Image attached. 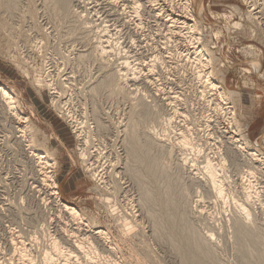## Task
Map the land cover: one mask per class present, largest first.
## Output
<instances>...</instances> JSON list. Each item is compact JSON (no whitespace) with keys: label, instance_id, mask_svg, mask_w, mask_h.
I'll list each match as a JSON object with an SVG mask.
<instances>
[{"label":"rangeland","instance_id":"rangeland-1","mask_svg":"<svg viewBox=\"0 0 264 264\" xmlns=\"http://www.w3.org/2000/svg\"><path fill=\"white\" fill-rule=\"evenodd\" d=\"M62 1L67 8L60 7ZM111 1L0 0V83L12 89L20 116L28 118L35 148L49 146L56 152L50 156L55 164L43 170L54 176L50 182L59 191L58 203L75 206L85 224L96 223L105 232L106 244L110 241L108 246L119 249L100 250L91 236L92 243L82 246L88 250L93 244L100 256L92 253L90 260L74 251L66 233L81 225L67 215L58 217L56 202L40 184V166L27 146L29 135L18 131V120L3 104L0 264H23L12 240L24 243L30 264H43V252L51 251L53 238L78 253V261L70 259V264H183L184 256L200 255L207 264H264V162L258 164L248 154L258 149L264 155V0H189L195 29L190 33L180 24L187 20L183 0H136L137 9L135 0ZM102 29V39L110 43L101 44L113 47L103 57L110 64L106 69L116 66L126 74L127 67L118 63L131 60L127 77L135 76L121 82L122 95L101 86L92 90L105 78L103 64L92 50ZM201 47V57L211 60L204 71H212L216 84L228 94L226 105L218 107L214 89L209 91L202 77L196 79L202 68L196 63ZM35 77L52 89L44 83L37 87ZM55 100L59 107L53 105ZM135 112V117L147 116L137 128L136 144L143 146L147 140L149 149L137 148L132 159L124 130ZM170 116L172 122L166 124ZM146 126L153 127L154 134ZM179 132H187L195 145L179 149ZM229 135L250 147L236 156L229 153L228 159ZM205 155L213 162L227 158L221 173L227 193L223 200L204 183ZM146 160L154 162L153 180L143 170ZM252 184L256 198L246 199L247 204L243 190ZM144 185L157 201L145 202ZM234 199L247 208L249 218L239 214ZM60 228L66 229L64 234ZM78 229L73 239L82 237ZM206 233L212 234L208 244L202 240ZM185 239L190 244L186 253L179 248ZM54 258L51 264L64 263L62 255Z\"/></svg>","mask_w":264,"mask_h":264},{"label":"bare ground","instance_id":"bare-ground-1","mask_svg":"<svg viewBox=\"0 0 264 264\" xmlns=\"http://www.w3.org/2000/svg\"><path fill=\"white\" fill-rule=\"evenodd\" d=\"M92 1V0H91ZM105 1V0H104ZM111 1V0H110ZM127 1V0H126ZM96 2V1H95ZM112 2V1H111ZM110 2V3H111ZM114 2V1H113ZM129 2H130V0H129ZM133 2V1H132ZM152 2V1H151ZM177 2V1H176ZM109 3V2H108ZM139 2L138 1H134L133 2V4L134 5H136V6H134L135 8L136 7H138V5H140V4H138ZM170 3H171V1H170ZM113 4V3H112ZM120 4V3H119ZM123 5H124V3H122ZM151 4V3H150ZM183 5H181V7L183 6V12H184V15H186L187 16V20H182V22L180 23V20H178L179 22L178 23H180L181 24V26L182 27H184V29H191L193 32L195 31V29H194V23L192 22V19H193V14H191V7H190V5H189V0H183V3H182ZM117 5V4H116ZM116 5H114V6H116ZM126 5V4H125ZM128 5H130V4H128ZM153 5V4H152ZM151 5V6H152ZM84 6V5H83ZM60 7H63L64 9L65 8H67V6H66V3L64 2V1H62L61 3H60ZM133 7V8H134ZM170 7V6H169ZM172 7V6H171ZM201 4L199 5V10L198 11H200V9H201ZM130 8H131V6H130ZM134 8V9H135ZM125 9H126V6H125ZM132 9V8H131ZM133 9V10H134ZM137 9V8H136ZM135 9V10H136ZM157 9V8H156ZM181 9V8H180ZM123 10V9H122ZM161 10V9H160ZM169 11V10H168ZM180 11V10H179ZM138 12V11H137ZM161 12V11H160ZM122 13V12H121ZM134 13V12H133ZM170 13V12H169ZM138 14V13H137ZM134 15V14H133ZM139 15V17H140V14H138ZM175 15V14H174ZM159 16V15H158ZM166 17V16H165ZM184 18V17H183ZM180 19V18H179ZM139 20V19H138ZM174 21V20H173ZM192 22V23H189V22ZM171 22H172V20H171ZM235 25H237V23H235ZM161 27V26H160ZM166 27V26H165ZM169 26H167L166 28H168ZM106 29V28H105ZM177 29V28H176ZM100 30V29H99ZM191 30H189V33L191 32ZM102 32H103V34L102 33H100V35H99V39H100V41L98 42V44L97 45H95L94 47H93V54L95 55V57H97L98 58V60H100L101 62H102V64H103V69L105 70V78H104V80H102L100 83H98V85L97 86H95L92 90H96L95 88L97 87L98 88V86L100 87H103V88H108V89H110V91H111V93L113 94V93H115V94H121L122 93V91H124L125 89H124V87H122L121 86V82H123V81H126V80H130V79H132V78H134V76L133 77H131V78H128L127 77V70H130V64H131V60H128V59H126V60H123V61H121L120 63H118L119 65L118 66H121V67H127L126 68V74L124 73H121L120 72V69L118 70V68H117V70H116V66L114 67V69L115 70H109V69H106V67H108V64H107V62L104 60V55H109V54H111V52H112V50H113V47L111 46V45H102L101 43H104V42H106V43H110L109 42V39H105V40H103L102 38H103V36L104 35H106V30H105V32H104V30L102 29L101 30ZM168 33V32H167ZM169 34V33H168ZM174 34V33H173ZM171 35V34H170ZM178 35V34H177ZM188 37V36H187ZM164 38V37H163ZM102 39V40H101ZM167 42V41H166ZM164 45V44H163ZM167 46H168V44H167ZM107 47H109V49H107ZM149 47V46H148ZM163 49V48H162ZM127 50V49H126ZM194 51H196L197 49H193ZM167 53V52H166ZM198 55L196 56L197 57V62L196 63H198L199 64V66H201L202 68H204L203 70H201L202 68H200L199 70H201V71H203V72H201V71H199L198 69V71H197V73H196V79H198V78H200V77H202L203 79H204V84H205V86L209 89V91L210 90H212V89H214V91L217 93V96H216V98L219 100V104L218 103H216V105L218 104V107L219 106H221V104L222 105H226L227 103L226 102H224L223 100H226V98H227V95L225 94V92L221 89L222 87H220L219 85H217L216 84V79L214 80V75H212V71H204L205 69L206 70H208V67H207V64H206V62H209V61H211V60H208V58L210 59V56L207 58V59H203L201 56L203 55V54H205V48L203 49V47H201V48H199L198 50H197V52H196ZM192 55V54H191ZM200 55V56H199ZM120 56V55H119ZM169 56V55H168ZM106 57V56H105ZM160 57V56H159ZM153 58H155V57H153ZM113 59V58H112ZM161 59V58H160ZM164 60V59H163ZM157 61H159V60H157ZM160 63H161V61H160ZM163 63V62H162ZM134 64V63H133ZM142 64V63H141ZM110 65V64H109ZM135 66V65H134ZM140 66V65H139ZM146 66V65H145ZM132 67H133V65H132ZM161 68V67H160ZM197 68V67H196ZM112 69H113V67H112ZM135 69H136V67H135ZM135 71V70H134ZM27 72V71H26ZM131 72V71H130ZM139 72V71H138ZM150 72H152V71H150L149 70V73ZM133 73V72H132ZM130 75V74H129ZM202 81V80H201ZM146 82V81H145ZM34 83L36 84V86L37 87H41L42 86V83H44L45 84V86L44 87H48V86H50V84L49 83H47V82H42V79H40V77H39V79L37 78V77H35V80H34ZM199 83V82H198ZM197 84V83H196ZM201 84V83H200ZM149 85V84H148ZM150 85H151V83H150ZM202 85V84H201ZM200 86V85H199ZM202 86H204V85H202ZM204 86V87H205ZM205 87V88H206ZM128 88V87H127ZM205 88H203V90L205 89ZM50 89H52V87L50 86ZM132 92V91H131ZM230 94H234L235 92H232V91H228ZM124 93H125V91H124ZM128 93V92H127ZM130 93V92H129ZM53 94V93H52ZM137 94V93H136ZM122 95V94H121ZM56 96V95H55ZM233 97V96H232ZM54 98L55 97H53L52 98V100H54ZM127 98V97H126ZM132 99V98H131ZM161 99V98H160ZM183 100V99H182ZM134 101V100H133ZM168 101V100H167ZM136 102V101H135ZM139 102V101H138ZM218 102V101H217ZM227 102H228V99H227ZM0 106H3V104L5 105V107H6V109H8V111H9V113L10 114H12V116L14 115V117L18 120V125H20L21 127H19V132L22 134V135H29V138H28V140H27V146H28V148L30 149V153H31V155H32V157H33V161H35L36 163H38L37 165L38 166H40V173H39V175L42 177V178H40L41 179V185L43 186V188H45V189H47L46 191H48V195L50 196V197H52L53 199H54V203L57 205V207H58V217H61L62 215L61 214H64V215H67V217L68 218H66V219H69L71 222H74L75 221V223L74 224H79L80 223V225L81 226H79V227H81V229L79 228H76V229H78V231H81V235H82V237H78L77 239H73V238H75L74 236L75 235H77V233L76 234H74L73 235V233H75L77 230L75 229V232H73V233H71V232H68V233H66V235L68 234V236L66 237V241L68 240L69 241V243L72 245V247H73V249H74V251H77L79 254H83V256L84 257H88L90 254L92 255V253H95V255L96 254H98L99 253V256L101 255L100 254V252H98L97 250H98V248H96V246H94L93 244L92 245H89L88 243H92V240H94L95 239V241L97 242V245H99V246H101L100 247V250L102 249V248H104V250L105 249H107L106 251H108L109 250V252H112V249L114 248H112V246L111 245H113V244H111L110 246H108V243L110 242V241H107V244H106V236H105V232H104V230L102 229H99V227H97V225H96V223H95V225H96V227H94L92 224H85V222H83V218L81 217L82 215L80 214V212H79V210L75 207V206H70L69 204H64V203H58V193H59V191H56V184H55V182L54 183H51L50 181H53L54 179H53V175L51 174H48L49 172H51V171H49V172H47L46 170H43V168H45V166L44 165H49V164H51V165H54L55 164V159L54 160H52V158H50V156H52V155H55L56 154V152H55V150L53 151V149H50L49 148V146H42V148L43 149H41V150H38V149H36L35 148V144H34V140H33V137H32V134H30L29 133V131H30V129H32V126H29V124H28V121H27V119L25 118V117H22V116H20V110H19V106H18V101L15 99V97H13V95H12V89H9V88H7L5 85H3V84H1L0 83ZM141 103V102H140ZM53 105L56 107V106H58V105H56V100L53 102ZM141 105V104H140ZM139 105V106H140ZM216 105H215V107H216ZM59 107V106H58ZM152 107V106H151ZM4 108V107H3ZM217 108V107H216ZM5 110V109H4ZM4 110H2L3 112H4ZM154 111H155V109H153ZM175 110V109H174ZM218 110V109H217ZM5 111H7V110H5ZM142 112H143V110H142ZM144 112H146L145 110H144ZM219 112V111H218ZM139 113V112H138ZM137 113V114H138ZM147 113V112H146ZM4 114V113H3ZM135 114V115H134ZM133 115H131V117H135L136 116V112L134 113ZM142 115H143V113H141ZM150 114V115H149ZM147 113V115L148 116H151V113ZM159 114V113H158ZM139 115V114H138ZM175 115V114H174ZM220 115V114H219ZM6 116V115H5ZM8 116V115H7ZM11 116V115H10ZM11 116V117H12ZM145 117H147L146 116V114L144 115ZM144 116H140V118H139V116L138 117H135V118H133L131 121H130V123H128V126H127V129H125L124 131H127V137H128V141L124 138V140H126V141H124V143H125V145L127 144V143H130L131 142V146H130V149L131 150H129L128 151V154L131 156V158H132V156L133 155H135V153H134V151L138 148V152H139V148L140 149H142V150H145V151H147L148 149H149V142L146 140L144 143H143V146H139V145H137L136 144V134H137V128L139 127V125L140 124H142V122H145L144 121ZM131 117H128V118H131ZM14 118V119H15ZM149 118V117H148ZM147 118V119H148ZM174 118V117H173ZM15 119V120H16ZM134 119H138L137 121L136 120H134ZM146 119V118H145ZM146 119V120H147ZM150 119V118H149ZM167 119V123L166 124H168V123H170V121L172 120L171 119V116H170V118H166ZM171 119V120H170ZM19 120L21 121L20 123H19ZM73 120V119H72ZM165 120V119H164ZM75 121V120H74ZM136 121V122H135ZM76 122V121H75ZM127 122H129V120L127 121ZM165 122H166V120H165ZM172 122V121H171ZM17 125V126H18ZM79 125V124H78ZM171 126H173L172 124H171ZM177 126V125H176ZM125 127H126V125H125ZM147 127V126H146ZM229 127V126H228ZM169 128H171V127H169ZM124 129V128H123ZM147 129H151V133L152 134H154V130H153V127H147ZM172 129V128H171ZM174 129V128H173ZM191 129V128H190ZM188 130V129H187ZM17 131V132H18ZM80 131V130H79ZM185 131V130H184ZM31 132H32V130H31ZM35 132H37L36 131V129H35V131H34V133ZM231 132H232V130H231ZM33 133V132H32ZM38 133V132H37ZM180 133V136L178 137V140L175 142L176 143V145H177V147L179 148V149H183V148H185V147H187V146H189V147H193L194 145H195V143H193L192 142V140H191V138L190 137H188V133L187 132H179ZM188 135H187V134ZM34 135V134H33ZM36 135V134H35ZM82 135V134H81ZM46 136V135H45ZM57 136V135H56ZM125 137V136H124ZM228 138H226V139H228L226 142H227V146H229L228 148H227V150L225 151V148H224V151H225V153H226V155L225 156H227L228 157V159L230 158L229 157V153L231 154L230 156H232V155H234V156H236V153L237 154H239L240 152H244L243 151V149L245 150L246 149V147H250L248 144V142H247V144L245 143V142H240V139H234V135H229V136H227ZM78 138H79V136H78ZM83 138V137H82ZM224 138V139H225ZM45 139V138H44ZM225 139V140H226ZM83 142H86L87 141V138L85 137V138H83ZM264 140V139H263ZM26 141V140H25ZM225 142V143H226ZM47 143V142H46ZM173 144V143H172ZM43 145H44V143H43ZM47 145V144H46ZM176 145L175 144H173L172 146H175L176 147ZM18 146H19V144H18ZM27 146H26V148H27ZM128 145H126V147H127ZM224 147H226V146H224ZM129 148V147H128ZM84 149V148H83ZM82 149V151L79 153L80 155H81V158L83 159H85L87 156H86V152H85V150H83ZM151 149V148H150ZM248 149V148H247ZM251 149H254V148H249L248 150H251ZM81 150V149H80ZM52 151V152H51ZM258 151V149H254L252 152L250 151L248 154L249 155H251V156H253L251 159H252V161L254 160L256 163H258V164H262L263 162H264V155H259L260 154V152H257ZM49 153H51V155L49 154ZM53 153H55V154H53ZM234 153V154H233ZM207 154V153H206ZM262 154V153H261ZM95 155H96V153H95ZM216 155H217V153H216ZM29 156V155H28ZM56 156V155H55ZM129 156V157H130ZM221 156V155H220ZM239 156V155H238ZM29 157H31V156H29ZM31 157V158H32ZM128 157V155H127V158L128 159H130ZM204 157V160H203V165H201V168H202V172H204L203 173V180H204V183L207 185V186H209L210 188L209 189H211L212 190V192L214 193V197L216 196V197H218L220 200H223L224 198V194H227V193H225V187H224V185H223V179H222V177H223V175L221 174V173H223V171L222 170H224L223 169V167H224V165H225V163H226V157H220V159H218L217 157V159L219 160V162L217 161V162H213V159H211L210 157H209V155L207 156V155H205V156H203ZM219 157V156H218ZM84 159H83V161H84ZM133 159V158H132ZM234 159H237V158H234ZM239 159V158H238ZM187 159H185L184 158V160L182 161V162H184V164H185V161H186ZM215 160V159H214ZM52 162V163H50V162ZM188 161V160H187ZM234 162V161H233ZM87 163V162H86ZM89 163V162H88ZM235 163V162H234ZM264 164V163H263ZM50 165V166H51ZM86 165V164H85ZM230 165V164H229ZM41 166H42V168H41ZM112 166V165H111ZM88 167V166H87ZM91 167V166H90ZM113 167V166H112ZM184 167V166H183ZM260 167V166H259ZM51 168H52V166H51ZM37 169V168H36ZM263 169V168H262ZM89 170H90V168H89ZM91 170H93L92 169V167H91ZM90 170V171H91ZM143 170H144V172L145 173H147L148 175H150L151 176V179L153 180V172L155 171V165H154V162L152 161V160H146L144 163H143ZM37 171V170H36ZM250 171V170H249ZM39 172V171H38ZM251 172V171H250ZM252 173V172H251ZM264 173V172H263ZM32 174V173H31ZM38 174V173H37ZM122 174V173H121ZM224 174V173H223ZM250 174V173H249ZM93 175V177H94V172L93 173H91V176ZM100 175V174H99ZM195 175V174H194ZM192 176V175H191ZM96 177V176H95ZM194 177V176H193ZM201 179V178H200ZM226 179V178H225ZM250 180V179H249ZM245 182V181H244ZM247 182H250V181H248V179H247ZM242 183V182H241ZM252 182H250V184H251ZM226 184V183H225ZM142 185V184H141ZM241 185V184H240ZM246 185V184H245ZM253 185L254 184H252V185H248L247 187H245V189L243 190V195H244V197L243 198H245V201H249V200H251V198L254 196V198H256L255 197V190L256 189H254V191H252L251 190V186L253 187ZM117 187V186H116ZM116 187H115V189H116ZM119 187V186H118ZM242 187V186H241ZM240 187V188H241ZM141 188H142V190H143V198H144V200H145V202L147 201V202H151V203H154V200L155 201H157L155 198H158V197H155V196H153L151 193H150V191L148 190V188H146L145 187V185L144 186H141ZM254 188H256V187H254ZM118 189V188H117ZM120 189V188H119ZM242 191V190H241ZM170 193V192H169ZM241 194H242V192H241ZM53 195H56V196H54L53 197ZM256 196H257V194H256ZM47 198H49V197H47ZM225 198H226V196H225ZM231 198V197H230ZM253 198V199H254ZM52 199V200H53ZM160 199V198H159ZM247 199V200H246ZM51 200V201H52ZM233 200V199H232ZM236 199H234V202H235V205H236V208L238 209L237 211H239L240 213L239 214H243L242 216H244L243 218H249V216H250V213H249V211L247 210V208L245 207V206H243V203H238V201L236 202L235 201ZM255 200V199H254ZM200 201V200H199ZM243 201V200H242ZM245 201H243V202H245ZM248 201H247V204H248ZM253 200H251V202H252ZM48 202V201H47ZM201 202H202V200H201ZM250 202V203H251ZM159 204H161V203H159ZM233 204V207L235 206L234 205V203H232ZM250 205V204H249ZM251 208V207H250ZM197 210V209H196ZM236 210V209H235ZM236 211V212H237ZM202 212V211H201ZM200 212V213H201ZM238 213V212H237ZM197 215H198V213H197ZM57 217V218H58ZM122 217V216H121ZM62 218H64V217H62ZM125 218V217H124ZM126 219V218H125ZM124 219V221H126ZM237 219V218H236ZM86 220V219H85ZM246 220V219H245ZM172 221H174V220H172ZM128 222V221H127ZM244 222H246V221H244ZM244 222H242V223H244ZM49 223V222H48ZM87 223V222H86ZM93 223V222H92ZM126 223V222H125ZM131 223V222H130ZM240 223V222H239ZM238 223V224H239ZM127 224V223H126ZM72 225V224H71ZM233 225H234V223H233ZM246 225V224H245ZM76 227H77V225H75ZM130 227H132L131 225H130ZM66 228V227H65ZM125 228V227H124ZM61 229V228H60ZM56 230V229H55ZM58 230V229H57ZM62 230V233H63V231H65L66 229H61ZM129 230V229H128ZM60 231V230H59ZM131 230H129V232H130ZM61 232V231H60ZM71 233V234H70ZM107 233V232H106ZM64 234V233H63ZM129 234V233H128ZM175 234V233H174ZM80 235V234H79ZM80 235V236H81ZM211 235L212 234H208V233H206L205 234V237L203 236V241L205 242V243H209V240L211 239L210 237H211ZM91 236L94 238V239H91ZM174 237V236H173ZM11 238V237H10ZM51 238H53L52 236H51ZM91 239V240H90ZM51 240V239H50ZM49 240V241H50ZM9 241H10V239H9ZM12 241H14V240H12ZM10 242L11 243V245H12V248L15 250L14 252L16 253V256L18 257V259H19V261L20 262H22L23 264H30V262L32 261V259L30 260L29 258H28V253H27V251H26V249H24V243H23V245L22 244H20V242ZM31 241V240H30ZM34 241V240H33ZM90 241V242H89ZM95 241H93V243H95ZM65 242V241H64ZM82 242L83 243H85V242H88L87 244H88V246H89V248L91 249H88L87 250V248H85V247H83L82 246ZM177 242H179V241H177ZM61 243V242H60ZM68 243V242H67ZM67 243H65V244H67ZM181 243V242H180ZM49 244H50V247H48L51 251H46L45 253L43 252V257H42V263L43 264H51L52 263V261L54 260V259H56V258H54V256H61L62 255V257H63V260H64V263L63 264H70V262H69V260L71 259H76V256L78 255V253L76 254V252H73L72 251V249H71V247L69 246V247H67V246H65L64 245V247H63V245L61 244H59V242H57V239L55 240L54 238L52 239V241L51 242H49ZM87 244L85 245V246H87ZM182 247H179L180 249L182 248V251L183 252H187V250L189 249V247H190V244H189V241L187 240V239H185V240H183L182 241ZM48 246V245H47ZM92 248H91V247ZM70 248V249H69ZM118 248V247H117ZM116 248V249H117ZM11 249V248H10ZM115 249V248H114ZM115 249V250H116ZM119 249V248H118ZM179 249V250H180ZM87 250V251H86ZM103 250V249H102ZM133 250V249H132ZM13 251V250H12ZM182 251H180L181 253H182ZM98 252V253H97ZM103 252V251H102ZM105 252V251H104ZM103 252V253H104ZM74 253L76 254V255H74ZM131 253V252H130ZM185 253H183V254H185ZM135 254V253H134ZM145 254V253H144ZM52 255H54L53 257H52ZM81 255H79V256H81ZM91 255H90V257H91ZM94 255V256H95ZM186 255V254H185ZM11 256V255H10ZM96 256H98V255H96ZM95 256V257H96ZM114 256V255H113ZM90 257H88V258H90ZM106 258V257H108L107 255H104L103 256V258ZM146 257V256H145ZM185 257V258H184ZM183 258L185 259V261L183 262V264H207L205 261H203V259L201 258V255L200 256H198L197 258H186V256H184ZM9 258V257H8ZM83 258V257H82ZM88 258H86L85 260H88ZM92 259H94V257H91ZM91 258H90V260H91ZM100 258V261H101V258H102V256L101 257H99ZM102 258V259H103ZM104 258V259H105ZM112 258V257H111ZM41 259V258H40ZM58 259V258H57ZM84 259V258H83ZM131 259V258H130ZM149 259V258H148ZM183 259V260H184ZM196 259V260H195ZM200 259V260H199ZM10 260V259H9ZM62 260V261H63ZM109 260V259H108ZM110 260H114V259H110ZM109 260V261H110ZM12 261H13V259H12ZM18 261V262H19ZM40 261V260H39ZM62 261H61V263H62ZM76 261H78L77 259H76ZM89 261V260H88ZM95 261V260H94ZM93 261V262H94ZM104 260H102L101 262H103ZM114 261H116V260H114ZM58 262V261H57ZM85 262V261H84ZM91 262V261H90ZM93 262H91V263H93ZM100 262V263H101ZM105 262V264H107L106 263V261H104ZM108 262V261H107ZM119 262V261H118ZM10 263V262H9ZM73 263V262H72ZM75 263V262H74ZM78 263V262H77ZM138 263V262H137ZM21 264V263H20ZM33 264V263H32ZM53 264H55V263H53ZM60 264V263H59ZM80 264H83V262H81ZM86 264H89V263H86ZM94 264V263H93ZM103 264V263H102ZM110 264H119V263H116V262H111L110 261Z\"/></svg>","mask_w":264,"mask_h":264}]
</instances>
